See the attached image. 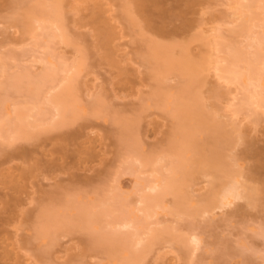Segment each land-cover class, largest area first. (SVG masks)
<instances>
[{"label":"rangeland","instance_id":"1","mask_svg":"<svg viewBox=\"0 0 264 264\" xmlns=\"http://www.w3.org/2000/svg\"><path fill=\"white\" fill-rule=\"evenodd\" d=\"M233 2L64 0L67 44L58 32L49 38L38 23L27 27L25 16L36 0H0V264H125L128 247L116 244L110 252L105 246L111 245L92 243L103 232L136 234L130 246L142 252L136 264H264V70L261 85L247 89L216 69L225 56L217 43L246 50L247 39L230 33L240 23L231 16ZM248 15L264 26V0ZM153 43L171 46L176 59L186 47L192 60L205 61L197 92L230 141L223 153L233 175L215 182L193 173L184 187L190 211L177 212L169 194L148 217L142 197L155 195L151 186L172 176L170 145L179 136L170 102L185 81L174 73L163 84L155 78ZM51 67H57L54 81L35 103L24 91L7 90L13 78L37 79ZM72 76L71 112L59 123L49 99ZM157 90L163 102H157ZM17 108L29 118L13 137L8 124ZM126 124L135 125L130 145L122 144ZM232 182L245 197L252 191L254 201L190 213ZM101 202H107L106 212L82 227L80 218ZM44 213L52 218L47 224Z\"/></svg>","mask_w":264,"mask_h":264},{"label":"bare ground","instance_id":"2","mask_svg":"<svg viewBox=\"0 0 264 264\" xmlns=\"http://www.w3.org/2000/svg\"><path fill=\"white\" fill-rule=\"evenodd\" d=\"M63 1L64 0H36L35 6L32 7L25 16V19L31 23V25L27 24V27L31 28L32 23H38L42 28L47 30L49 38L53 39L56 36V32H58L65 43H71L63 22V13L61 11ZM236 1L234 0L233 3H236L237 7L234 8L235 12H232L233 14H231V16L233 15L234 19L238 17L240 23L238 26L231 29L230 33L237 37L243 36L247 39L246 50L237 46L235 43H217V45L221 46L225 56L217 60L216 69L219 76L227 79L229 82L244 84L247 89L250 87L256 89L261 85L262 72L264 70L262 67L264 66V32L256 31V28H264V26L257 25L253 18L254 16L248 15V12H252L263 0ZM143 7L144 4L141 2L139 4V10H142ZM235 20L237 21V18ZM47 24L48 26H46ZM161 30L162 29H160V33ZM110 37V34L106 36V38ZM172 52L171 46L168 47L156 43L151 44L149 49V57L156 63L155 78L161 84L164 83L165 75L169 73H174L177 77L185 81L177 90L174 101L170 102V104H175L174 112L177 120L176 131L179 136L178 139L173 141L170 145V151L176 157V161H174L171 169L172 176L167 178L162 185L154 184L151 186V190L157 192L155 195L145 194L142 197L141 203L144 205V210L148 217L163 205L165 197L169 194L175 197V208L177 212L190 211L185 207L188 194L184 187L193 173H202L211 176L215 182L220 180L221 175H224V173L228 174V176L232 174L231 171L227 170L229 164L225 162L223 153V150L230 144V141L223 138L219 126L215 123L214 117L205 112L197 92V87L202 83L199 77L205 69V61L196 62L192 60L186 47H183L182 53L177 59L172 56ZM78 68H80V64L76 67L77 72ZM49 69L48 73L37 79L24 75L13 78L7 85V87H9L7 90L16 92L24 91L29 94L32 101L35 103L42 88L54 81L57 67H51ZM74 80L73 76L66 78L59 86V91L49 99L50 104L57 112L55 118H59V123H62L64 119L68 118L71 112V97L74 89ZM160 92L161 90H157L154 94L157 97V102H163V94ZM253 99L254 95L251 96L250 100ZM2 103L5 104L6 101ZM36 107L37 105L34 106V108ZM15 115L16 119L8 124L9 128H15L13 137L24 132L25 123L29 118L26 112L20 108L15 110ZM3 123L1 119L0 134L4 130L5 125ZM134 130V124L125 125L122 144L126 143L130 145ZM188 150L190 151L189 157L185 158L184 153ZM139 159H142L145 163L150 161L144 156ZM161 161L162 159L158 160L157 163ZM187 161L190 162L187 163ZM230 164L232 163L230 162ZM251 192L245 197L238 184L232 182L225 187L222 192L215 193L208 197L205 204L198 211L190 213L197 214L200 211L205 214L213 207L218 206L222 208L231 206L236 200L243 198H247L250 202H253L254 199ZM17 193L19 192L17 191ZM11 197L12 196L9 198ZM106 203L101 202L93 212H88L84 217L80 218L79 223L81 226L87 228L92 223L99 220L101 215L106 212ZM48 215L46 213L43 215V217H46V224L52 220ZM131 222L132 221L126 222L124 226H130ZM134 235L136 236V234L131 235L130 233L103 232L95 237L92 243L103 241V244L106 243L107 245H111V247L105 246L110 252L116 250V244L124 245L130 249L129 259L125 264H136L142 258V252L137 251L134 247L130 248L135 237ZM158 239L159 234H154L148 248ZM179 240L182 242L184 241L181 238ZM141 241L142 239L139 240L137 244H140ZM192 243L197 246L201 243V239L195 236L192 239Z\"/></svg>","mask_w":264,"mask_h":264}]
</instances>
